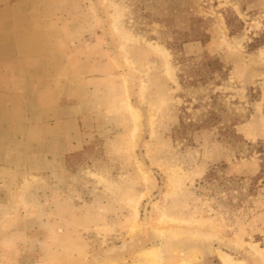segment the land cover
Returning a JSON list of instances; mask_svg holds the SVG:
<instances>
[{"label": "rangeland", "instance_id": "obj_1", "mask_svg": "<svg viewBox=\"0 0 264 264\" xmlns=\"http://www.w3.org/2000/svg\"><path fill=\"white\" fill-rule=\"evenodd\" d=\"M135 2L0 0V264H132L147 247L162 264H264V44L247 46L264 34V0H181L210 35L182 54L228 71L184 88ZM183 107L219 122L175 139ZM221 162L245 188L259 176L240 205L198 184ZM163 214L175 220L155 228Z\"/></svg>", "mask_w": 264, "mask_h": 264}, {"label": "trees", "instance_id": "obj_2", "mask_svg": "<svg viewBox=\"0 0 264 264\" xmlns=\"http://www.w3.org/2000/svg\"><path fill=\"white\" fill-rule=\"evenodd\" d=\"M133 8L142 11L139 16L140 22L146 25L157 23L160 26L159 33L162 36L160 41L172 55L173 63L178 68L176 74L178 83L182 88L203 85L208 81H213L212 84L218 86L226 79L228 71L219 58L211 57L206 53L200 58L186 57L182 54L183 45L199 42L204 46L210 40L205 27L206 20L195 15L188 3L184 4L181 0H136ZM225 23L231 35L242 26V23L232 15L225 18ZM263 44L264 34L253 38L247 46L252 50ZM185 110L186 108L183 107V115L179 116L178 125L174 128L172 137L175 139L191 143L193 132L212 128L219 122L214 110H208L205 115L195 120L189 118ZM226 130V135L230 139L239 137L234 122H231ZM227 170L228 166L224 162L212 165L198 184L210 188L215 194L223 193L229 202L235 198L237 205H240L246 194L253 192L259 176L253 177L249 186L245 188V179L233 176ZM261 183L264 184V179Z\"/></svg>", "mask_w": 264, "mask_h": 264}, {"label": "bare ground", "instance_id": "obj_3", "mask_svg": "<svg viewBox=\"0 0 264 264\" xmlns=\"http://www.w3.org/2000/svg\"><path fill=\"white\" fill-rule=\"evenodd\" d=\"M121 38L124 39L125 36L121 34ZM153 51L156 52L163 59L165 64L168 63L167 56H169V53L163 46L156 45L155 47H153ZM121 103L125 106V109L129 111L133 117L135 118L137 117V114L135 113L132 106L128 103L127 100L125 101L123 100ZM136 129L137 128H135V131ZM133 136H134V133H133ZM168 178H169V184H170L169 186L173 187L177 183L176 180H174L173 179L174 177L172 176H169ZM142 199H143V196H139L137 197L136 200H133L131 202L132 203V206H131L132 216L131 217L133 220L132 226L129 231L131 234L137 233L138 228H139V221L137 220V216L139 215L138 206ZM174 220L175 219L168 218L165 216V214H163L162 217L158 220L157 225H155V228H160L161 225H164L165 222L167 223L168 221H174ZM220 259L224 264H234L235 263L233 262L232 258L225 253H221ZM132 262H133L132 264H162L163 263L162 258L160 256V252L155 247H147V248L140 250L139 252L134 254ZM181 264H188V262L183 261L181 262Z\"/></svg>", "mask_w": 264, "mask_h": 264}]
</instances>
